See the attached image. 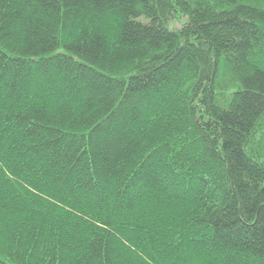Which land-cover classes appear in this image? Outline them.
<instances>
[{
	"label": "trees",
	"instance_id": "1",
	"mask_svg": "<svg viewBox=\"0 0 264 264\" xmlns=\"http://www.w3.org/2000/svg\"><path fill=\"white\" fill-rule=\"evenodd\" d=\"M0 264H264V0H0Z\"/></svg>",
	"mask_w": 264,
	"mask_h": 264
},
{
	"label": "snow or ice",
	"instance_id": "2",
	"mask_svg": "<svg viewBox=\"0 0 264 264\" xmlns=\"http://www.w3.org/2000/svg\"><path fill=\"white\" fill-rule=\"evenodd\" d=\"M70 54V53H69Z\"/></svg>",
	"mask_w": 264,
	"mask_h": 264
}]
</instances>
